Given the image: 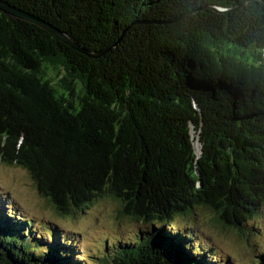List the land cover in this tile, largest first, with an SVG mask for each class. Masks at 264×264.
Instances as JSON below:
<instances>
[{
	"label": "trees",
	"instance_id": "16d2710c",
	"mask_svg": "<svg viewBox=\"0 0 264 264\" xmlns=\"http://www.w3.org/2000/svg\"><path fill=\"white\" fill-rule=\"evenodd\" d=\"M3 1L85 51L118 43L90 59L0 13V163L23 169L58 217L105 198L143 230L80 256L75 236L0 194V264H222L196 215L241 233L264 206L260 2Z\"/></svg>",
	"mask_w": 264,
	"mask_h": 264
},
{
	"label": "rangeland",
	"instance_id": "374dc122",
	"mask_svg": "<svg viewBox=\"0 0 264 264\" xmlns=\"http://www.w3.org/2000/svg\"><path fill=\"white\" fill-rule=\"evenodd\" d=\"M60 72H48L54 84L59 83ZM0 190L3 191L0 194H4L10 204H15L36 227H40V223L50 222L63 232L75 236L73 242L77 243L80 256L97 258L105 247L107 237L123 240L143 230L142 226L131 221H118L116 204L105 198L96 200L85 212L73 218L56 216L49 204L36 192L30 176L17 166L0 163ZM258 214L255 220L245 224L240 233L217 223L212 214L201 211L196 215L197 239L207 241L205 244L212 249L211 257H219L222 264H259V259L264 258V206ZM184 223L178 220L175 226L183 229ZM71 235L66 234V237L71 238Z\"/></svg>",
	"mask_w": 264,
	"mask_h": 264
},
{
	"label": "water",
	"instance_id": "95a60500",
	"mask_svg": "<svg viewBox=\"0 0 264 264\" xmlns=\"http://www.w3.org/2000/svg\"><path fill=\"white\" fill-rule=\"evenodd\" d=\"M260 2V4L264 7V3L260 0H257ZM212 9L215 12L218 13H224L227 12L229 10L227 9H220V8H213ZM0 13H2L4 16L6 17H11L13 19H17L29 24H32L36 27H38L39 29L53 35L59 42H61L62 44H64L65 46L69 47L70 49L84 54L86 55L88 58L90 59H96L97 57H99L100 55H102L103 53H105L106 51L114 48L117 43L111 44L109 46H107L103 51L100 52H88L85 51L83 49H81L79 46H77L65 33L59 31L58 29H56L55 27H53L51 24L31 15L28 14L24 11H21L11 5H9L8 3H6L3 0H0ZM199 145V143H198Z\"/></svg>",
	"mask_w": 264,
	"mask_h": 264
}]
</instances>
